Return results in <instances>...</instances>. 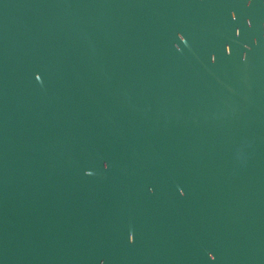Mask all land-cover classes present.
<instances>
[{"label": "water", "instance_id": "obj_1", "mask_svg": "<svg viewBox=\"0 0 264 264\" xmlns=\"http://www.w3.org/2000/svg\"><path fill=\"white\" fill-rule=\"evenodd\" d=\"M0 264H264V0H0Z\"/></svg>", "mask_w": 264, "mask_h": 264}]
</instances>
